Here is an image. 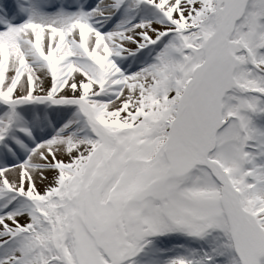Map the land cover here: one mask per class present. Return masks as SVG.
Listing matches in <instances>:
<instances>
[{
  "label": "snow or ice",
  "instance_id": "6c2138e0",
  "mask_svg": "<svg viewBox=\"0 0 264 264\" xmlns=\"http://www.w3.org/2000/svg\"><path fill=\"white\" fill-rule=\"evenodd\" d=\"M0 264H264V0H0Z\"/></svg>",
  "mask_w": 264,
  "mask_h": 264
}]
</instances>
